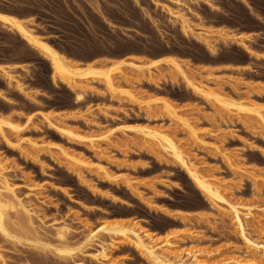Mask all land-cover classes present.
Returning <instances> with one entry per match:
<instances>
[{
	"label": "rangeland",
	"instance_id": "obj_1",
	"mask_svg": "<svg viewBox=\"0 0 264 264\" xmlns=\"http://www.w3.org/2000/svg\"><path fill=\"white\" fill-rule=\"evenodd\" d=\"M1 10L34 17L37 32L77 67L122 65L113 72L115 92L91 80L61 83L44 58L0 25V118L20 129L16 134L2 126L0 161L38 232L27 233L7 209L14 238L0 235V264H149L130 244L102 231L81 246L90 232L116 223L136 224L155 248L168 239L170 254L186 263L196 253L211 264L250 260L230 216L212 209L171 157L124 128H160L173 136L204 178L220 182L222 197L251 209L246 237L264 245V123L194 95L174 68L148 71L124 62L141 66L174 57L193 84L264 118V0H0ZM181 20L189 34L181 31ZM78 89L80 102L74 100ZM157 99L181 120L169 122ZM183 122L204 144L187 136ZM92 137L98 140L88 142ZM223 155L240 163L231 168ZM61 225L69 229L63 240L55 236ZM100 246L109 247L105 261L93 256ZM54 248L73 250L72 258ZM256 256L255 264H264L262 252Z\"/></svg>",
	"mask_w": 264,
	"mask_h": 264
},
{
	"label": "bare ground",
	"instance_id": "obj_2",
	"mask_svg": "<svg viewBox=\"0 0 264 264\" xmlns=\"http://www.w3.org/2000/svg\"><path fill=\"white\" fill-rule=\"evenodd\" d=\"M173 1L180 2V0H173ZM206 3L209 6L211 5V4H208V2H206ZM11 14L5 13L1 10L0 11V25L2 27L4 26V28H7L9 31L16 34L27 46H29L31 49H33L35 52H37L38 55H40L42 58H44L49 63L50 68H51L52 79L55 78L59 82L66 83L68 85L69 84L74 85L76 83V81H78V80H86V81L91 80V81L96 82L98 84L101 83L103 85H106L108 89H111L114 92H115V90L117 91V89H115V86L113 85V77L112 76H113L114 70H118V68L120 67V65H122V63L119 62L117 64L110 65L109 67H107V69H98V68H95L93 66H90L89 63L86 66H83V67L78 66L77 67L74 65L75 63L72 64V61H69V59H67L60 51H58L49 42V40L46 37L42 36L40 33L37 32L36 28L34 27L35 23H36L35 20H33L34 17L21 18V17H17L14 15H11ZM169 14L173 16V14L171 12H169ZM180 28H181V31L184 32V34L185 33L189 34L192 31L191 27L186 23L185 20L180 21ZM249 53H251V52L249 51ZM91 62L92 63H90V64H93V61H91ZM124 63L128 64L127 66H131V67L136 68V69L145 68L148 71H151L152 69H158L161 66L174 68L184 77L185 82L187 84V88H189V90H191L194 93V95H197V96L205 99L206 101L216 103L220 107L225 108L227 110H230V109L233 110L234 109V111L236 113H239V114L240 113H253L254 116H256L259 120H261L264 123V118L262 117V115L257 110L250 109L247 106H244L242 104H238V103H235V102L230 101L228 99H224L219 95H216V94H213V93L207 91V89L205 90V88L203 89V87L201 88V87L193 84L190 80H188L186 78L185 73L182 69V65L174 57H171V56L166 57V55H165L164 58L152 60L151 62L146 63V64L141 65V66L137 65V64L128 63V62H124ZM1 71H4V70L2 69ZM4 74L7 75V73H4ZM76 91H78V92L77 93L75 92L76 94L74 95L75 96L74 100L76 102H80L83 100L84 96L81 92H79V89ZM118 93H120V92L118 91ZM116 94H117V92H116ZM121 94H125V93L121 92ZM153 102H159V103L163 104V107L165 108V110L167 112L169 122H171L172 124H173V122L175 124V123H177L176 121L181 120L180 117L177 116L175 110L172 109V107L169 105V103L166 102L165 100L157 99ZM45 120L48 121V118L45 117ZM183 124H185L184 127L187 129L186 134L188 133V135H187L188 137L190 135L191 136L190 138H192V140H194V142L197 141V142H200V144H204L205 140L203 141V139L201 138L202 137L201 135L198 134L199 136H197L196 131H198V130L196 128L193 129V127H190V125H188L186 122H183ZM2 126L8 127L10 130L15 132L16 134H18L20 132L19 127H15L11 123L0 118V135L3 138H5V137H4V132H3ZM185 128H184V130H185ZM57 129L62 134L77 137V135H75L74 133H72L68 129H64V128L63 129L57 128ZM124 129L137 132L136 134L140 133L141 136L139 135V137H141V139L143 141L141 139L140 140L144 144H147V146L149 145L152 147H156L161 153H164V154L168 155L169 157H171V159H173V161H175L179 165V167H181L182 170H184L185 174L190 179L192 184L196 187V189L200 193H202V195H204L207 198V200L210 201V204H211L210 206L212 207V209L214 208L218 212L225 213V215L228 214L230 216V220L232 221V224L235 227L239 237L246 244L247 249L251 250V254L248 256L250 258V260L244 261V259H241L240 257H233V258H230L228 260H225V261L223 260L220 262H223V264H255V260L257 259L256 253L262 252V254L264 255V245H261L258 243H253V242L249 241L248 238L246 237V234H245V222H246L247 218L252 216L251 209L247 206L240 205L238 203L232 202L229 199L227 200L226 198L222 197L221 193L223 191H222V189H220V187L222 188V186H220V184H219L220 182L219 183L210 182L209 179L213 178L214 176L209 177V179L204 178L203 176L205 174L202 175L201 172L200 173L198 172L199 170L196 168L197 165H195L194 162H192L191 160L187 159V157L184 158L182 156L183 154L181 153L180 148H178L179 147L178 144L175 143L177 140L175 141L174 139H172L173 136L168 134L171 137L170 138L166 132H163L162 129H161L162 131H160L159 130L160 128H158L157 130H153V129L151 130V129L139 128V127H125ZM195 129H196V131H195ZM184 133H185V131H184ZM197 133H199V131ZM104 135H106V133ZM99 138H101V137H99ZM86 139L88 140V142L92 143V142H94V140L97 139V137H96V139H94L93 137L89 138V139L86 138ZM35 142L36 141H34V143L31 142V144H35ZM197 142H195V143L197 144ZM40 145L41 144H39V146ZM31 146L33 147L34 145H31ZM39 146H34V147H39ZM55 146L56 145H54V147ZM64 153H62L63 157L64 156H65V158L69 157V156L65 155L67 153H65V154ZM223 157H224L225 161L227 162L228 166H230L231 168H233V166H235V163H237V161H238L236 159L228 157V155H226V156L223 155ZM70 158L73 159L72 157H69V158H67V161H68V159L70 161ZM74 160H75V158H74ZM233 160L236 162H234ZM83 163H81V165H84ZM239 163H237V164H239ZM2 164L3 163L0 161V235L3 237L14 238L9 233V231L7 230V227H8V224L6 225L7 222L5 223V219H7L6 218V212H7L6 210L7 209L12 210V212L15 214L16 220L19 222V224H21V227H23L25 230H27V233H28V231H29V233H35L37 231L35 230L36 229L35 227L34 228L32 227L33 224H32V218H31L32 215H34V214H33L32 210L28 209V207H26L25 204H22V202L15 196L13 187L10 185V183H8L7 179L3 175V171H4L5 166L3 164L4 167H2L1 166ZM68 165L70 166V164H68ZM238 166L237 167L240 169L241 165H238ZM98 167H99L98 170L103 169L100 166H98ZM96 169H97V167L95 168V170ZM241 170H242V168H241ZM103 171H104V169H103ZM103 171L101 170V172H103ZM235 171H236V169H235ZM237 171H239L238 173L242 172L240 170H237ZM4 172H6V171H4ZM243 172L245 174L247 173L245 171H243ZM206 176L207 175H205V177ZM215 180L218 182L219 179L217 180V178H215ZM212 181H214V179ZM220 190H221V193H220ZM223 190H224V187H223ZM116 224H114V225H116ZM114 225H111L113 227H111L109 229H108V227L107 228L103 227V228L98 229L96 232H92V233L90 232L89 234L87 233L88 235H87V237L85 236L86 238H85V240L81 246L88 245V243L92 242L93 239L96 238V235L102 231V232L107 233L111 237H113V236L119 237L123 242L130 244L137 252H139L144 257V259L147 262H149V264H208L209 263L208 261H205L203 258L199 259V257L197 256V253L191 257L192 260L189 263H186L185 260H183V258L180 257V255H178V256L174 255V252L172 253L173 255H171L170 252L173 251V249H172L173 248V242L172 243L169 242V240L166 238L164 241H161V242H163V243H161V245L156 246L158 248L151 246L153 243L150 245L146 242L147 243L146 244L143 240V237L151 239V236L147 235L144 232L143 237H141L140 235H142V234H140V233H142V230L140 232L139 227H138V229H136L137 228L136 224H135V228H128L126 226L122 227V225H120V227H119V225H118V227H116L117 225L116 226H114ZM13 227H14V225H13ZM64 227H66V226L61 225V227L56 229L57 231L55 230L56 231L55 236H57V239H59V240L65 239L67 231L69 230V229H66ZM134 229H136V230H134ZM154 245H155V243H154ZM100 247H101L99 249L100 251L97 252L98 254H94L93 256H94V258H97V256H99L103 261H105L108 259L107 250L109 247H106V246H100ZM79 249H80V247H79ZM54 250L60 255H63L65 257L68 256L70 259L72 258L71 253L73 252V250L66 249V248H54ZM169 254L171 255V257H168V256H170ZM0 258H1V255H0ZM74 264H80V263H74ZM209 264H211V263H209Z\"/></svg>",
	"mask_w": 264,
	"mask_h": 264
},
{
	"label": "crops",
	"instance_id": "obj_3",
	"mask_svg": "<svg viewBox=\"0 0 264 264\" xmlns=\"http://www.w3.org/2000/svg\"><path fill=\"white\" fill-rule=\"evenodd\" d=\"M165 57V56H164ZM164 57H159V58H156V59H160V58H164ZM167 57V56H166ZM156 59H152V60H156Z\"/></svg>",
	"mask_w": 264,
	"mask_h": 264
}]
</instances>
